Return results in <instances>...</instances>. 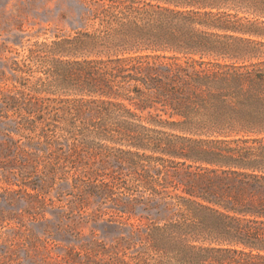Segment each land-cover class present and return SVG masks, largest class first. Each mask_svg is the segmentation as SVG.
I'll return each mask as SVG.
<instances>
[{"label":"trees","instance_id":"16d2710c","mask_svg":"<svg viewBox=\"0 0 264 264\" xmlns=\"http://www.w3.org/2000/svg\"><path fill=\"white\" fill-rule=\"evenodd\" d=\"M80 1L74 35L15 68L46 65L7 107L53 152L64 139L65 161L93 159L87 178L149 195L155 217L132 224L145 248L122 264H264V42L245 38L264 37V0Z\"/></svg>","mask_w":264,"mask_h":264},{"label":"rangeland","instance_id":"374dc122","mask_svg":"<svg viewBox=\"0 0 264 264\" xmlns=\"http://www.w3.org/2000/svg\"><path fill=\"white\" fill-rule=\"evenodd\" d=\"M82 11L80 0H0V264H122L121 258L145 248L133 242L132 224L156 215L141 202L149 196L141 186L134 188L141 200L136 201L101 178H87L78 160L93 159L82 155L76 164L65 161L71 150L64 139H59L63 150L53 152L39 130L30 129L28 118L7 107L14 96L30 99L23 95L30 93L27 87L45 76L38 56L30 79L15 69L29 49L50 44L57 35H74ZM245 38L264 42L261 36ZM167 56L161 54L162 60ZM92 164L131 178V169L114 161Z\"/></svg>","mask_w":264,"mask_h":264}]
</instances>
